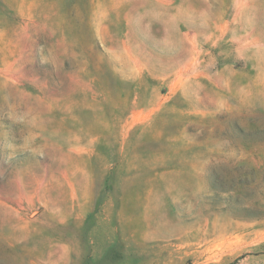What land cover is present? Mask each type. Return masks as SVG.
Returning a JSON list of instances; mask_svg holds the SVG:
<instances>
[{"label": "rangeland", "instance_id": "obj_1", "mask_svg": "<svg viewBox=\"0 0 264 264\" xmlns=\"http://www.w3.org/2000/svg\"><path fill=\"white\" fill-rule=\"evenodd\" d=\"M0 264H264V0H0Z\"/></svg>", "mask_w": 264, "mask_h": 264}]
</instances>
